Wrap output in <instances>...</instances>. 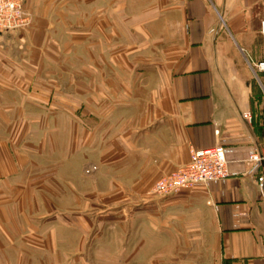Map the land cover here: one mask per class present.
Returning a JSON list of instances; mask_svg holds the SVG:
<instances>
[{"label":"crops","instance_id":"1","mask_svg":"<svg viewBox=\"0 0 264 264\" xmlns=\"http://www.w3.org/2000/svg\"><path fill=\"white\" fill-rule=\"evenodd\" d=\"M27 1L30 27L3 32L0 40V231L18 214L33 176L37 126L46 163L51 150L62 165L72 156L95 180L124 191L133 184L141 193L137 205L97 210L105 218L94 224L87 261L264 264V186L258 181L264 178V84L249 62L264 58V0H185L186 45L167 92L153 111L136 117L125 109L50 110L47 95L45 109L35 113L34 82H15V74L36 60L49 70L48 39L58 23L45 5ZM51 126L57 135L52 149ZM218 144L225 148L226 177L166 196L152 193L155 180L186 162L191 147ZM253 152L263 154L259 163L251 160ZM32 228L26 222L25 229ZM75 237L81 244V233Z\"/></svg>","mask_w":264,"mask_h":264},{"label":"rangeland","instance_id":"2","mask_svg":"<svg viewBox=\"0 0 264 264\" xmlns=\"http://www.w3.org/2000/svg\"><path fill=\"white\" fill-rule=\"evenodd\" d=\"M184 1L29 0L26 5H45L49 18L58 23L48 39L53 59L49 70L37 60L32 68L17 70L14 81L34 82L39 96L34 99L35 113L45 109L46 95L50 110L125 109L131 117L151 112L166 94L167 80L186 45ZM25 9L29 23L22 30L33 22L32 12ZM34 43L41 46V40ZM256 79L264 84L262 76ZM43 82H50L49 87ZM36 128L33 176L18 214L0 231V264H107L87 261L94 224L105 218V211L97 210L137 205L141 193L133 184L124 191L95 180L84 163L74 166L72 156L62 165L51 150L46 163ZM68 128L73 137V125ZM49 133L52 149L57 145L52 126ZM30 210L32 216L23 214ZM28 221L33 222L32 230L25 229ZM75 233H81V244Z\"/></svg>","mask_w":264,"mask_h":264},{"label":"built area","instance_id":"3","mask_svg":"<svg viewBox=\"0 0 264 264\" xmlns=\"http://www.w3.org/2000/svg\"><path fill=\"white\" fill-rule=\"evenodd\" d=\"M28 23L24 0H0V40L3 32L22 29ZM260 31L264 33V19L261 21ZM249 62L255 75L264 78V58ZM250 158L259 163L263 154L253 152ZM228 173L224 146L218 144L202 148L191 147L188 160L158 177L151 191L155 195L166 196L200 182L224 178ZM258 181L263 187L264 178L260 177Z\"/></svg>","mask_w":264,"mask_h":264}]
</instances>
